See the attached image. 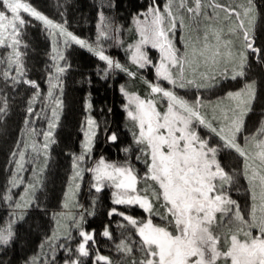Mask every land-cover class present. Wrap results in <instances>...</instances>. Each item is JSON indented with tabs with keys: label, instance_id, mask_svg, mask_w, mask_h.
Here are the masks:
<instances>
[{
	"label": "snow or ice",
	"instance_id": "6c2138e0",
	"mask_svg": "<svg viewBox=\"0 0 264 264\" xmlns=\"http://www.w3.org/2000/svg\"><path fill=\"white\" fill-rule=\"evenodd\" d=\"M116 6L114 0H101L93 38L72 30L66 13L55 19L34 0H0V120L11 110L13 93L21 88L31 92L21 138L10 153L14 167L0 190L5 212L0 218V252L15 245L21 224L33 213L49 212L41 192L57 143L64 77L72 69L70 50L75 45L99 59L96 71L105 81L123 72L133 80L139 78L145 89L119 85L131 132V143L121 148L124 159L95 154L100 125L91 115L93 94L88 92L80 149L68 150L71 177L64 210L51 213L50 234L39 251L20 264H117L100 250L97 229L87 226L86 216L95 215L106 188L113 203L108 217L118 215L117 227L132 229L116 237L111 225L105 224L99 232L112 241L120 264H125V258L126 264H264V113L251 129L248 126L264 90V82L249 78L251 57L264 64L260 26L264 0L261 4L243 0L235 6L216 0L209 4L166 0L163 5L149 0L131 14L127 30L135 38L127 41L124 25L112 14ZM218 9L225 12L223 17ZM201 17L206 21L203 25ZM31 28L41 30L50 41L44 80L32 78ZM178 30L189 33L180 35V44ZM113 44L124 49L125 61L110 54ZM149 46L157 50L156 56ZM149 67L154 69V79L142 71ZM239 77L245 83L225 93L228 103H222L223 97L216 102L203 99L206 92L222 88L225 80ZM87 80L92 83L91 76ZM41 118L47 124L38 129ZM104 131L107 141L119 142L118 131H109L107 124ZM226 153L236 155L240 166L228 164ZM29 170L31 175L25 176ZM85 173L90 174L89 188L96 193L91 211L77 199ZM244 180L243 191L250 199L242 202L236 197ZM133 206L144 215L132 214ZM73 207L82 210L72 212ZM61 250L64 255L58 259Z\"/></svg>",
	"mask_w": 264,
	"mask_h": 264
},
{
	"label": "trees",
	"instance_id": "16d2710c",
	"mask_svg": "<svg viewBox=\"0 0 264 264\" xmlns=\"http://www.w3.org/2000/svg\"><path fill=\"white\" fill-rule=\"evenodd\" d=\"M49 0H34L38 6L41 7L47 14L55 19H59L50 14L45 5ZM221 0H216L217 4H221ZM63 12L67 14L70 27L78 34L84 36L95 37L96 35V20L97 10L101 3V0H63ZM117 5L112 14L116 16L117 22L124 25L125 31L123 33L125 40L134 39L135 33L129 32L127 29L131 24V14L135 12L139 7L146 5L149 0H114ZM163 5L166 0H158ZM211 0H205L206 4H209ZM258 4L262 3V0H257ZM220 14L225 13L223 10H219ZM203 17H201V25L205 23ZM262 31H264V21L261 22ZM188 36L187 30L181 33L177 31V38L179 35ZM195 34V29H193ZM35 39L32 40V56L31 67L35 71V78L42 77V67L44 66V60L46 57L47 47L45 42L40 39L38 34H35ZM70 60L72 63V69L64 77V109L62 112L60 126L57 129L56 140L57 143L52 148V159L49 164V169L46 173L47 185L44 192L41 193V199L46 200L47 206L60 203L64 200L62 194L66 188L65 180L68 173V168L71 164V157L68 155V150L79 151L80 141L83 139L81 125L85 116L88 114V110L85 106L88 92L93 94V109L91 115H93L100 125V131L97 133V143L95 145V154H105L111 159H124L125 154L121 151V148L131 143V132L127 125L126 114L121 107L124 103V98L119 90V85L127 83L130 87H134L137 90L143 91L145 85L137 78L135 80L129 78L126 73L117 72L114 78H109L107 81L102 79L96 71V65L101 62L87 49L80 46H73L70 50ZM110 54L117 56L121 61H125L124 49L118 45L113 44L110 49ZM254 59V56L251 57ZM253 69L250 72L254 73L258 81L264 82V64L252 60ZM133 70L135 67L133 66ZM144 75L149 79H154V70H142ZM92 77V83L89 84L87 77ZM43 80V79H41ZM235 79V81H237ZM227 82L225 80L223 83ZM43 85V84H42ZM45 87V86H44ZM31 92L25 88L17 93H13V100L11 101V112L7 121V129L0 135V190H2L1 182L4 180L5 164L8 161V155L13 145L14 139L19 135V128L22 126L25 108L27 106V97ZM260 103H264V90H262L255 102V110L250 114L248 119V126L260 118V114L263 111ZM111 108L112 111H108ZM109 131L116 130L119 133V142H111L106 140V133L104 131L105 126ZM225 158V156H224ZM91 166V165H89ZM90 174L85 173L83 178V184L77 192V199L85 209L91 211V203L93 196L96 195L95 190L89 188ZM57 203V204H58ZM113 206L111 200V190L105 189L100 193L99 203L96 205L95 215L86 216L87 226L89 228L97 229V239L100 244V250L107 255L112 256L113 260L120 264L121 256L115 253V249L112 241L108 238L99 236V232L102 230L103 225L110 224L116 237H119L121 232L132 231L131 228L122 230L117 227L116 221L121 217L118 215L114 217H108L107 211ZM121 210H126L127 206H120ZM79 209V208H78ZM82 209H79L81 211ZM132 214L144 215L142 209L138 206L132 207ZM5 216V212L0 210V218ZM53 226V220L51 215H41L33 213L26 222L20 226L19 239L14 246L10 247L6 252H0V264H20V262L27 256H31L34 252L39 251V245L46 234H50ZM64 255L63 250L57 253V258L60 259ZM94 255V254H93ZM125 258V264H126ZM103 264V262H102Z\"/></svg>",
	"mask_w": 264,
	"mask_h": 264
},
{
	"label": "rangeland",
	"instance_id": "374dc122",
	"mask_svg": "<svg viewBox=\"0 0 264 264\" xmlns=\"http://www.w3.org/2000/svg\"><path fill=\"white\" fill-rule=\"evenodd\" d=\"M220 2H221V4H226V5H229V6H235V5H238L239 3H242L243 0H221ZM63 4H64L63 0H49V1L47 2V5H45V9H46L50 14H52L53 16H55V17H57V18L60 19L61 16L65 14V13L63 12V10H62V9H63ZM224 15H225V13H221V17H223ZM35 34H38V36L40 37V39L43 40V42H45L46 47H47L46 50H48L49 45H50V41L45 37V35L42 33V31L39 30V29H36V28H31V29L29 30V35H30V37H31L32 40L35 39V37H34ZM179 37H180V35H179L178 38H177V42H178V44L182 43V41L179 40ZM149 51H150L151 55H153V56H156V55H157V50L152 49L150 46H149ZM31 54H32V50H31L30 53H29V62H30V66H31V59H30V56H32ZM251 60H254V61H255V57H254V59H251ZM46 61H47V56L45 57L44 62L46 63ZM45 63H44V64H45ZM251 66H252V64H251ZM150 68H151V67H149V68L146 69V70L148 71V70H150ZM252 69H253V68L251 67V71H252ZM153 70H154V69H153ZM41 73H42V74H41L42 77H41L40 79H43V80H44V79H45L44 66L42 67V72H41ZM35 76H37V75H36L35 71H34L33 68H32V78H35ZM249 78H256V77H255L254 73L249 72ZM165 83H166V82H165ZM244 83H245V80H244L243 77H239L237 81L232 80V79H228L227 82L223 83V87H222V88H217V89H213V90L210 91V92H206V93L204 94V96H203V99H204L205 101L216 102L219 98L223 97L222 103H225V104H226V103H228L229 101H228L227 97L225 96V93H226L228 90H235V89H237V88L242 87ZM44 86H45V87H44ZM46 89H47V85H46V83H44V84L42 85V90H43V91H46ZM262 105L264 106V103H260L259 107H260V106L262 107ZM35 107H36V110H39V109H40V107H41V103H40V101H37ZM208 111L210 112L211 109L209 108ZM10 112H11V111H10ZM10 112L8 113L7 117H5L3 120H0V135H1L2 133H4L5 130L7 129V121H8V118H9ZM262 113H264V108H263ZM259 114H260V118H261V113H259ZM260 118H258V120H259ZM258 120L253 121V122L250 124V127H249V128L251 129V128H252V127L258 122ZM46 124H47L46 120H44L43 118H41V119L37 122L36 127H37L38 129H39L40 127H46ZM23 127H24V125H23V123H22V126L19 128V135H17V137L14 139L13 145H12V147H11V149H10V153H11L12 149L15 147V142H16L18 139L21 138V129H22ZM205 131H206V130H205ZM37 139L40 140L41 142L43 141V137H42V136L37 137ZM10 153H9V155H8V161H7L6 164H5V169H4V180L1 182V184H2V189H3L4 185H5L6 178H7L8 175H9V168H10V167H14V165H10V163H9V160H10ZM29 155L31 156V153H30ZM224 159L226 160V162H227L228 164H230V165H232V166H235V167L240 166V160H239V158H238L236 155L232 154V153H226ZM28 167H29V169H30L31 165H29ZM24 175H25V176H30V175H31L30 170H29L28 172L24 173ZM70 177H71V164H70V167L68 168V173H67V175H66V180H65V184H66L65 186H66V188L64 189L63 194H62L63 198H65V197H64V193H65V191L67 190V187H68V184H69V178H70ZM47 178H48V176H46V183H47ZM82 184H83V180L81 181V185H82ZM46 185H47V184H46ZM246 186H247V181H246V180L242 181V183H241V192H240L239 196L236 197L237 199H241L242 202L249 201V199H250V194H248V193H246V192L243 191V189L246 188ZM21 190H22V189H21ZM78 191H79V190H78ZM42 192H44V191H42ZM42 192H41V193H42ZM62 202H63V200H62L60 203L57 202L58 204L56 203V204H52V205H50V206L48 205V206H47L48 209H49L48 214L51 215L52 212H59V211L64 210V209H63V204H62ZM0 210H1V211H4L2 206H0ZM70 210H71L72 212H78V211H79V209H78V208H75V207L71 208ZM51 220H53L52 216H51Z\"/></svg>",
	"mask_w": 264,
	"mask_h": 264
}]
</instances>
